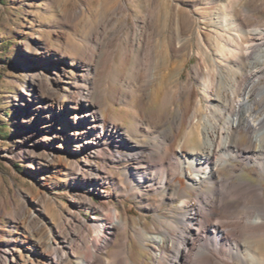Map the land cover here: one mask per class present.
I'll return each instance as SVG.
<instances>
[{
	"label": "bare ground",
	"instance_id": "6f19581e",
	"mask_svg": "<svg viewBox=\"0 0 264 264\" xmlns=\"http://www.w3.org/2000/svg\"><path fill=\"white\" fill-rule=\"evenodd\" d=\"M166 4L162 2L160 12L165 11ZM168 19L162 12L158 17L161 42L156 60H152L153 44L142 45L140 40L137 44L143 50L141 63L146 81H160L158 87L162 89L172 82L168 81L170 68L175 70L172 78L180 75V66L172 65L169 59L170 53L176 55L181 50L166 36ZM249 35L246 46L231 44L230 40L225 41L226 46L219 44V57L213 60L214 70L226 71L228 77L231 63L238 66L237 75L230 77V88L225 83L222 85L227 89L217 86L216 75L212 76L202 84L206 108L196 110L189 120L183 114L173 128L161 132H141L139 126L125 129L103 116L91 91L97 74L89 54L94 57L101 46L98 34L86 35L88 45L82 50L79 43L63 53L40 44L33 52L26 49L23 62L29 69L22 100L24 111L48 128L47 141L60 138L68 153L88 150L91 156H105L114 166L111 177L102 175L98 167L89 171L72 169L77 194L111 186L125 196L135 194L147 209L158 212L161 205L175 203L185 189L179 177L188 178L187 189L196 197L183 200V218L176 225L180 234L170 230L153 237L155 264H264V188L246 182L235 185L232 181L238 172L234 161L256 165L264 173V119L253 115L256 105L250 102L251 85L243 84L246 77L251 79L264 72V28ZM218 112L232 116L227 126L218 122L224 119ZM184 125L187 132L178 142ZM241 133H248V147L240 144ZM104 137L108 142H103ZM145 138L150 140L147 145ZM191 139L196 140V146L189 147ZM206 185L214 189L204 193ZM100 194V201L91 207L92 217L87 219L71 207L68 217L50 228L48 235L40 232L38 225L36 231H24L26 240L16 237V244L4 249V263L0 264H128L130 240L123 237L117 243V238L120 231L128 229L131 219L110 201L112 193L103 190ZM156 202L158 207L153 208ZM112 246L118 250L103 260L99 252Z\"/></svg>",
	"mask_w": 264,
	"mask_h": 264
},
{
	"label": "rangeland",
	"instance_id": "374dc122",
	"mask_svg": "<svg viewBox=\"0 0 264 264\" xmlns=\"http://www.w3.org/2000/svg\"><path fill=\"white\" fill-rule=\"evenodd\" d=\"M162 2L167 3L162 15L169 18L165 35L181 50L169 55L172 65L180 66V75L172 78L175 70L170 68L168 81L172 82L164 89L158 87L160 81H146L141 63L143 50L137 47L139 40L142 45L153 44L152 60L159 57L158 17ZM258 28H264V0H0V263H4V249L16 244V237L26 240L23 232L36 231L37 225L40 232L48 235L50 228L68 217L71 207L87 219L92 217L91 207L100 201V193L105 190L112 193L110 201L131 219L128 229L120 231L117 238V243L123 237L130 240L128 264H155L153 237L170 230L180 234L176 225L183 218V200L196 197L187 189L186 176L179 177L185 189L178 200L161 205L158 212L147 209L135 194L125 196L111 186L77 194L72 169L89 171L98 167L102 175L111 177L114 166L105 156H91L88 150L68 153L60 138L47 141L48 128L24 111L22 100L29 68L23 60L27 48L33 52L40 44L63 53L79 43L82 50L88 45L86 35L98 34L101 46L94 57L89 54L97 74L91 91L103 116L125 129L139 126L141 132H161L173 128L183 114L189 120L196 110L206 108L202 84L212 76L216 75L217 86L225 83L230 88V77L237 75L238 66L231 63L228 77L226 71L214 70L213 60L218 59L225 41L246 46L250 32ZM249 83L250 102L256 105L253 115L264 119V72L243 80L244 85ZM221 115L224 119L217 120L225 127L232 116L226 112ZM185 132L184 125L178 142L184 140ZM240 137V144L248 147V133H241ZM108 140L104 137L103 142ZM144 140L146 145L150 141ZM195 142L191 139L189 147L196 146ZM232 164L238 169L232 180L235 185L246 182L264 188V173L256 165L242 161ZM213 189L206 185L203 192ZM157 207L156 202L153 208ZM115 250L116 246L102 250L100 257L111 258Z\"/></svg>",
	"mask_w": 264,
	"mask_h": 264
}]
</instances>
